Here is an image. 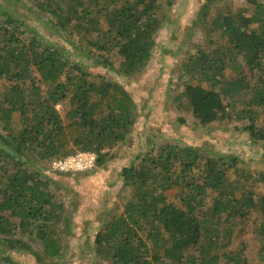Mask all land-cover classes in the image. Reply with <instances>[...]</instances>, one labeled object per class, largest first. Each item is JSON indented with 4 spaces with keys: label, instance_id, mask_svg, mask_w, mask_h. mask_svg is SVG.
<instances>
[{
    "label": "trees",
    "instance_id": "16d2710c",
    "mask_svg": "<svg viewBox=\"0 0 264 264\" xmlns=\"http://www.w3.org/2000/svg\"><path fill=\"white\" fill-rule=\"evenodd\" d=\"M18 1L44 15L47 29L75 48L80 61L115 73L95 74L63 46L2 11L0 247L25 252L35 264H63L79 259L81 251L71 241L73 221L61 182L68 178L77 185L101 174L116 150L136 136L147 101L141 107L128 87L135 89L130 83L147 73L157 47L167 49L157 38L172 4ZM234 1L203 4L194 25L202 44L171 75L170 97L200 130L236 123L256 147L264 143V0ZM178 120L179 126L186 121ZM250 146L242 145L245 151ZM79 152L94 153L95 168L48 170ZM131 158L110 184L118 201L103 204L98 225L85 232L86 255L112 264H249L242 249L232 248V238L256 215L264 263V170L245 168L235 155L154 141ZM104 189L111 199L114 192ZM0 264L17 263L4 255Z\"/></svg>",
    "mask_w": 264,
    "mask_h": 264
},
{
    "label": "rangeland",
    "instance_id": "374dc122",
    "mask_svg": "<svg viewBox=\"0 0 264 264\" xmlns=\"http://www.w3.org/2000/svg\"><path fill=\"white\" fill-rule=\"evenodd\" d=\"M206 1L171 0L172 8L167 12L169 14L168 22L157 38V45H163L167 49L161 51L157 47L154 58L147 67V73L142 75L135 84L130 83L136 87L135 89L128 87L131 94L138 99L141 107L147 101V107L143 109V115H140L136 136L129 144L116 150V159L109 163L101 174L80 178V183L77 185L72 184L68 178L62 180L60 187L71 183L70 187L62 188V195L65 196V206L73 221V239L71 241L79 246L81 251L79 259H74L72 262L66 260L63 264H112L109 259L86 255L89 252V243L86 241L88 238L85 236V232L90 230V227L98 225V217H100L103 204L111 207L114 202L118 201V195L114 192L117 187H112L115 184L110 185L116 180L115 171H120L126 164H129L131 157L139 150L146 151L149 141H154L157 144L175 143L184 147L200 148L203 152L211 149L214 154L219 155H235L240 158L242 166L245 168L264 170V143L261 146H250L249 139L242 131V127L236 123H222L200 130L198 121L193 115H183L175 110L176 107H173L174 99L170 96L173 94L171 88L174 81L171 80V75L178 68L181 60L188 53H194L196 48L202 44L198 35L200 29L194 25L195 22H198L200 10ZM243 2V0L237 1V5H241ZM2 11H7L8 15L15 16L19 21H24L28 31L33 29L40 32L48 41L63 46L67 52L74 56L75 61H80L75 48L60 35L47 29V25H45L47 19L44 20L42 18L44 15L39 14L38 10H31L29 5L20 3L18 0H0V15H3ZM6 18L2 16V19ZM83 64L94 69L95 74L115 75L108 68L95 66L90 61H85ZM58 110L64 117L65 108L58 106ZM181 116L185 117L186 121L179 126L177 123ZM243 144L249 145L251 150L245 151L242 147ZM55 182L54 187H56ZM104 187L108 190L107 192H114L110 196L111 199H108L109 201L104 197ZM256 221L257 216L253 215L244 226L238 229L232 238V248L242 249L248 257L249 264H264L259 256L260 243ZM30 243L38 246V243L33 240ZM4 255L11 257L17 264H35L25 252L0 247V261Z\"/></svg>",
    "mask_w": 264,
    "mask_h": 264
},
{
    "label": "built area",
    "instance_id": "2783aa9c",
    "mask_svg": "<svg viewBox=\"0 0 264 264\" xmlns=\"http://www.w3.org/2000/svg\"><path fill=\"white\" fill-rule=\"evenodd\" d=\"M96 155L91 152H79L77 154L56 160L49 165L53 173H78L95 168Z\"/></svg>",
    "mask_w": 264,
    "mask_h": 264
}]
</instances>
